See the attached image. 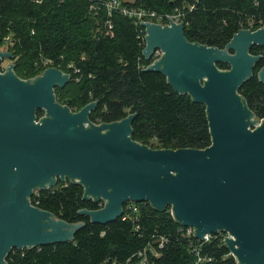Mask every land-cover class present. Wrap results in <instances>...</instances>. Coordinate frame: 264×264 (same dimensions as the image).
<instances>
[{"label":"water","instance_id":"95a60500","mask_svg":"<svg viewBox=\"0 0 264 264\" xmlns=\"http://www.w3.org/2000/svg\"><path fill=\"white\" fill-rule=\"evenodd\" d=\"M141 26L144 58L162 53L145 70L162 73L176 92L206 106L211 146L140 144L132 138L134 113L94 123L97 101L73 111L57 100L55 89L71 80L57 67L28 81L13 67L0 73V264H8L13 249L74 240L83 222H67L31 201L36 191L67 181L84 187V200L104 203L79 211L94 224L122 217L128 202H148L159 212L170 208L197 239L228 233L225 245L237 264H264V119L238 92L263 58L251 48L264 46V25L239 30L225 48L189 41L184 22ZM12 56L0 51V62ZM258 77L264 83V65Z\"/></svg>","mask_w":264,"mask_h":264},{"label":"trees","instance_id":"16d2710c","mask_svg":"<svg viewBox=\"0 0 264 264\" xmlns=\"http://www.w3.org/2000/svg\"><path fill=\"white\" fill-rule=\"evenodd\" d=\"M128 4L159 13L183 11L187 39L219 48H225L239 30L249 29L251 21L253 30L264 24V0H128ZM90 5L91 0H0V47L3 38L12 33L16 42L12 51L31 73L42 70L45 59L67 73L71 72L68 65L74 63L82 79L71 77L78 86L62 104L79 111L97 101L90 114L94 123H112L134 113L132 138L140 144L149 146L151 139H157L165 145L161 149L211 146L206 106L189 94L176 92L162 73L145 70L149 64L143 56L145 27L119 11L109 16L105 7L93 14ZM263 65V61L256 65L253 77L238 91L258 119H264V83L258 77ZM217 66L230 68L225 63ZM83 196L84 187L70 181L36 191L31 198L34 205L67 222L85 225L73 241L13 249L7 263L136 264L139 252L164 236L167 242L158 256L147 250L149 264H195L198 256L189 248L190 241L201 244L203 259L198 264H237L220 235L208 242L188 238L170 208L159 212L148 202L137 203L136 216L129 213L124 220L126 210L113 222L94 224L79 211L99 209L104 203Z\"/></svg>","mask_w":264,"mask_h":264},{"label":"built area","instance_id":"2783aa9c","mask_svg":"<svg viewBox=\"0 0 264 264\" xmlns=\"http://www.w3.org/2000/svg\"><path fill=\"white\" fill-rule=\"evenodd\" d=\"M104 7L107 8L109 16L112 15L113 11H119L124 16L129 17L131 19H134L137 24H141V22H147V21L155 22V23H161V24H168L170 19H172L176 22H184V16H185V13L183 11L178 10V9L172 13H159L158 11L153 10V9H148V8H144V7H135L131 4H128V0H101L99 2H93L91 0L90 11L93 14H98V12ZM192 8L193 7H190V10ZM107 25L109 26L110 29L112 28V24H111L110 20H107ZM263 25L264 24H262L261 26H263ZM253 26H254V22L251 21L249 23L248 28L253 30ZM15 43L16 42L13 38L12 33H9L7 36H5L3 38L4 46L14 47ZM161 54L162 53L159 49L155 50L151 59L148 60L149 61L148 66L151 63H153L155 60L159 59ZM43 62H44L43 64L45 66H49L52 63L51 60H49V59H45ZM68 67L71 70V72H70L71 77L75 76V77H77L76 80L80 81L82 79V77L80 75V69H78L74 63H70L68 65ZM259 120L262 121L263 119H259ZM142 203H145V202H142ZM126 210L128 213H127V215L123 214L124 220H126L128 218L129 213H132L133 215L135 214V216H136L139 213L140 208L137 205V203L128 202L124 206V213ZM137 219H138L137 217L134 218L135 221ZM183 231L188 238L189 237H195L194 236V228L183 227ZM218 235L221 236V239L224 243H225V238L227 236H229L228 233H219ZM212 236L213 235H211V236L207 235L204 240H200V239L199 240L202 242H208V241H210ZM166 242H167V238L164 236H161L160 238L155 240V243L149 244L143 251L139 252L138 255H139L140 260L136 264H149L148 258H147V250L150 249L154 255L158 256L160 254L159 249H162ZM188 246L191 249V251L193 253H195L196 256H198V260L195 263V264H198L203 259L200 255L201 254V249H200L201 244H195L192 241H190ZM104 264H108V263H104Z\"/></svg>","mask_w":264,"mask_h":264},{"label":"flooded vegetation","instance_id":"af4514ba","mask_svg":"<svg viewBox=\"0 0 264 264\" xmlns=\"http://www.w3.org/2000/svg\"><path fill=\"white\" fill-rule=\"evenodd\" d=\"M254 48V49H253ZM13 47H7V46H4V44H2V46L0 47V51H3V52H11L13 54L12 57H9V58H4L1 62H0V73L1 74H5L7 72H9L10 68H12L14 74L20 78L21 80H24V81H28V80H31V79H34V78H37L39 77L43 71L49 67H53L52 65H49V66H45L42 70L40 71H37V72H34V73H31L30 75H26L24 76L23 75V71H25V69L23 68V66L21 65L20 63V60H19V56L15 54L14 51H12ZM253 49V51H252ZM251 51L255 54V55H261L263 56L262 60L264 62V46H253L251 48ZM251 52V53H252ZM55 92H56V89H55ZM37 111H45V110H37Z\"/></svg>","mask_w":264,"mask_h":264},{"label":"rangeland","instance_id":"374dc122","mask_svg":"<svg viewBox=\"0 0 264 264\" xmlns=\"http://www.w3.org/2000/svg\"><path fill=\"white\" fill-rule=\"evenodd\" d=\"M131 1H133V0H131ZM24 69H25V71H23V75L24 76L31 74V70L30 71L28 70L29 67L25 66ZM68 69H69V67H68ZM76 79H77V77H75V80ZM76 81H72V78H71L70 82L64 88H56L57 100L59 102H61V103L62 102H66L68 99H70V97H72L74 95V93L76 92V88L78 86ZM149 146L153 147L155 149H161V148L165 147V145L161 141H159L157 139H151L150 142H149Z\"/></svg>","mask_w":264,"mask_h":264}]
</instances>
